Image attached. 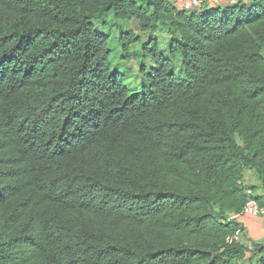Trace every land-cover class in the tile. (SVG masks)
I'll return each instance as SVG.
<instances>
[{
    "label": "trees",
    "instance_id": "1",
    "mask_svg": "<svg viewBox=\"0 0 264 264\" xmlns=\"http://www.w3.org/2000/svg\"><path fill=\"white\" fill-rule=\"evenodd\" d=\"M111 11L172 37L171 59L144 44L136 90ZM247 172L264 207V0H0V264H264L227 242Z\"/></svg>",
    "mask_w": 264,
    "mask_h": 264
},
{
    "label": "rangeland",
    "instance_id": "2",
    "mask_svg": "<svg viewBox=\"0 0 264 264\" xmlns=\"http://www.w3.org/2000/svg\"><path fill=\"white\" fill-rule=\"evenodd\" d=\"M95 24L102 25L101 30L110 37L109 47L112 52L111 63L113 70L124 75L126 85L134 88L133 90H136L139 87L138 83L136 82L138 81L139 67L145 64L150 65L154 63L153 59L149 58L147 53H144V49L146 48L144 44H146L151 39L153 41H157L158 47L162 51L163 56H165L167 59H171L169 47L171 45L172 37L168 35L165 27H157L152 34H148L142 32L137 22H121L115 19V13L113 11L104 14L100 19L95 21ZM121 32H133L140 39L138 43L134 44L129 49L130 55L128 57L121 51V42L119 40V33ZM172 61L174 63V71L179 75L180 78H183L181 71L182 65L178 62V60L173 59ZM247 175L249 180H245L246 185L253 189L255 196L261 195L262 192L258 191L260 188V183L254 174L246 173V179ZM241 218L243 217H238L239 224L240 221L244 223ZM246 224L247 226L244 227L243 225V232L240 233L244 243L247 246H249L251 242L264 244V218H257L255 220H248V218H246ZM249 230H251V237L256 238L259 242L255 241L249 236Z\"/></svg>",
    "mask_w": 264,
    "mask_h": 264
},
{
    "label": "built area",
    "instance_id": "3",
    "mask_svg": "<svg viewBox=\"0 0 264 264\" xmlns=\"http://www.w3.org/2000/svg\"><path fill=\"white\" fill-rule=\"evenodd\" d=\"M252 0H229L228 4H247ZM223 0H185L182 4V10L186 12L203 11L215 6L222 5ZM248 201L243 209V215L251 218H264V207L255 199V194L252 189H247ZM242 240L241 234H236L229 237L227 242L229 244L233 242H239Z\"/></svg>",
    "mask_w": 264,
    "mask_h": 264
},
{
    "label": "crops",
    "instance_id": "4",
    "mask_svg": "<svg viewBox=\"0 0 264 264\" xmlns=\"http://www.w3.org/2000/svg\"><path fill=\"white\" fill-rule=\"evenodd\" d=\"M174 2H176L177 4H178V7H180V8H182L181 6H182V4H183V2L185 1V0H173ZM228 1L229 0H223V3H222V6H227L228 5ZM247 173H251V172H247ZM249 175V174H248ZM248 175H247V179L245 178V180L246 181H248L249 179H248ZM245 181V182H246ZM258 191H260L261 192V189L259 188V190ZM243 218H241L243 221H244V223L242 222V221H240V223H242L243 225H244V227L245 226H247V224H246V218H248V220L249 219H251V220H255L254 218H249V217H247V216H242ZM257 219V218H256ZM261 219H263V218H261ZM262 222V221H261ZM259 229V228H258ZM260 230V229H259ZM249 232H250V234H249V236L251 237V230H249ZM264 232V231H263ZM260 233V232H259ZM252 238V237H251ZM252 239H254L255 241H257V242H259L256 238H252Z\"/></svg>",
    "mask_w": 264,
    "mask_h": 264
}]
</instances>
